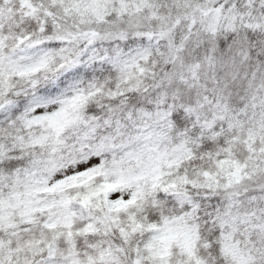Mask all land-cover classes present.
<instances>
[{"label": "snow or ice", "instance_id": "obj_1", "mask_svg": "<svg viewBox=\"0 0 264 264\" xmlns=\"http://www.w3.org/2000/svg\"><path fill=\"white\" fill-rule=\"evenodd\" d=\"M0 264H264V0H0Z\"/></svg>", "mask_w": 264, "mask_h": 264}]
</instances>
